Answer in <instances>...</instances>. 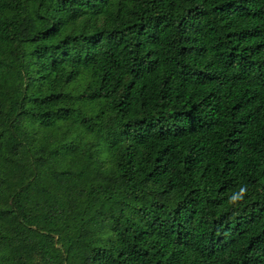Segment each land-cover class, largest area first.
Wrapping results in <instances>:
<instances>
[{
	"label": "trees",
	"instance_id": "trees-1",
	"mask_svg": "<svg viewBox=\"0 0 264 264\" xmlns=\"http://www.w3.org/2000/svg\"><path fill=\"white\" fill-rule=\"evenodd\" d=\"M0 264H264V0H0Z\"/></svg>",
	"mask_w": 264,
	"mask_h": 264
},
{
	"label": "clouds",
	"instance_id": "clouds-1",
	"mask_svg": "<svg viewBox=\"0 0 264 264\" xmlns=\"http://www.w3.org/2000/svg\"><path fill=\"white\" fill-rule=\"evenodd\" d=\"M245 193H246V188L245 187H241L238 192L233 193L229 197V203H233L234 204V203H236L238 201H241L243 199Z\"/></svg>",
	"mask_w": 264,
	"mask_h": 264
}]
</instances>
